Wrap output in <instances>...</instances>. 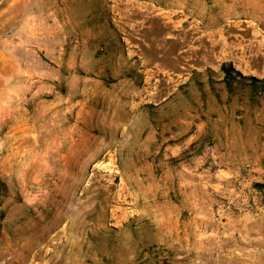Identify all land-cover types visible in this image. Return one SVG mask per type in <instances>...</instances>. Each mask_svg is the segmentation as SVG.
Listing matches in <instances>:
<instances>
[{"label": "rangeland", "instance_id": "374dc122", "mask_svg": "<svg viewBox=\"0 0 264 264\" xmlns=\"http://www.w3.org/2000/svg\"><path fill=\"white\" fill-rule=\"evenodd\" d=\"M0 37L60 101L0 159V264H264V0H0Z\"/></svg>", "mask_w": 264, "mask_h": 264}, {"label": "crops", "instance_id": "0c3cea01", "mask_svg": "<svg viewBox=\"0 0 264 264\" xmlns=\"http://www.w3.org/2000/svg\"><path fill=\"white\" fill-rule=\"evenodd\" d=\"M30 42L31 37H0L1 161L13 162L14 153L23 154L28 143L41 144V130L48 124V116L60 124V101L49 104L27 95L33 89ZM57 152L60 154V149Z\"/></svg>", "mask_w": 264, "mask_h": 264}, {"label": "trees", "instance_id": "16d2710c", "mask_svg": "<svg viewBox=\"0 0 264 264\" xmlns=\"http://www.w3.org/2000/svg\"><path fill=\"white\" fill-rule=\"evenodd\" d=\"M222 71L224 72V75L229 78L231 76V73H233V69L231 66H222ZM0 186L3 188V189H6V186L3 182L0 181Z\"/></svg>", "mask_w": 264, "mask_h": 264}, {"label": "bare ground", "instance_id": "6f19581e", "mask_svg": "<svg viewBox=\"0 0 264 264\" xmlns=\"http://www.w3.org/2000/svg\"><path fill=\"white\" fill-rule=\"evenodd\" d=\"M244 74V73H243ZM199 262V261H198Z\"/></svg>", "mask_w": 264, "mask_h": 264}]
</instances>
